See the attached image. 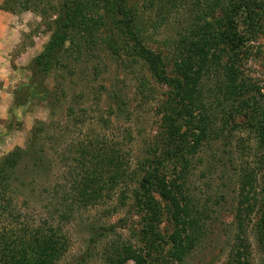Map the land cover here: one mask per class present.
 Wrapping results in <instances>:
<instances>
[{"label":"rangeland","instance_id":"1","mask_svg":"<svg viewBox=\"0 0 264 264\" xmlns=\"http://www.w3.org/2000/svg\"><path fill=\"white\" fill-rule=\"evenodd\" d=\"M131 4L139 6L142 12L140 24L145 32V46L164 56L169 74L175 73L176 61L184 54L180 39L198 38L200 26L219 17L215 8L211 12L207 0H133ZM252 9L253 31L242 22L243 17L238 20L244 46L234 63L236 78L243 84L245 94L233 104L246 101L251 109H246V116L228 119L226 131L232 133L227 139L203 145L187 157L189 167L184 179L179 174L181 167L171 161L164 163L159 172L165 176L159 177L152 190L158 201L164 191L178 201H185L199 216L203 210L209 216L207 220L200 216L206 233L182 264H229L237 251L241 253L242 264H264V252L256 242L254 231L264 210V145L248 127L253 111L264 109V0H254ZM48 25L31 10L23 11L11 3L5 6L4 0H0V160L15 148H25L36 122L48 126L40 141L45 172L37 174L32 188L17 181L11 210L0 209V264H31L28 257L36 246L33 240H39L40 234L47 243L43 246L46 254L39 264H103L109 243L128 242L135 251L142 249L137 235L142 230L143 216L136 206L134 192L139 189L144 173L138 166L147 159L165 161L159 157L161 150L156 147V139L162 131L168 109L166 101L171 92L153 81L144 64L122 48V43L119 44L122 55L118 57V51L117 56L112 55L107 43L101 42L96 45L99 51L92 54L97 58L78 63L70 78H66L64 69L45 78L47 89L57 96L54 104L48 106L34 99L9 117L13 92L28 83L27 67L49 40ZM105 28L108 33L102 28L105 37L97 36L98 43L100 38L118 39L113 27ZM74 57V52L69 50L65 62ZM19 59L24 66L16 74ZM211 70V74L202 78L196 95L201 102L199 110L209 127L208 120L215 115L219 119V96L214 88L219 79L224 80L219 66ZM71 97H76L72 104ZM224 109L231 115L229 107ZM191 123L192 127L199 126L198 120L193 119ZM57 124L58 132H53ZM215 127L219 129V121ZM98 141L120 151L121 159L126 162L123 161L121 169L125 168L126 172L117 188L110 192L106 188L102 190V200L98 203L71 205L68 210L71 217L65 226L62 216L67 211L60 187L70 191L73 182L82 175L74 154L79 147L74 144L89 143L92 148ZM153 166L145 165L142 170ZM246 171L253 173V179L244 185ZM28 181L21 177V182ZM181 185L182 191H177L176 186ZM238 212L246 215L242 222L245 234L240 233L245 242L236 236ZM168 222L163 217L159 225V233L165 240L170 231ZM109 227H113V232L95 244L90 243L91 236Z\"/></svg>","mask_w":264,"mask_h":264},{"label":"trees","instance_id":"2","mask_svg":"<svg viewBox=\"0 0 264 264\" xmlns=\"http://www.w3.org/2000/svg\"><path fill=\"white\" fill-rule=\"evenodd\" d=\"M4 2L5 6H10L11 3L23 11L31 10L48 22L50 30L49 40L42 52L27 67L30 73L28 83L20 85L13 92V102L8 110L9 117L34 99L46 102L48 106L54 104L57 96L49 92L45 78L61 69L65 70L66 78H70L78 63L84 60L90 62L93 58H97L92 57V54L99 51L96 45L101 42L107 43V48L112 55L117 56L118 51V57L122 55L119 45L122 43V48H126L144 64L153 81L170 89L171 97L166 101L168 109L164 113L162 131L156 139V147L161 150L159 157L161 156V159L165 161L155 162L147 159L138 166L144 173L139 189L134 192L136 206L143 216L142 230L137 235L138 244L142 245V249L135 251L128 242L109 243L104 252L103 264H126L128 261H133L135 264L184 263L189 253L201 244L206 233L200 216L205 220L209 216L204 210L199 216L185 201H178L164 191L160 194V201H158L153 197L152 190L159 179L165 176L159 172L163 170L164 163L171 161L181 167L179 174L184 179L189 167L187 157L194 155L203 145L216 143L219 139H227V135L232 133L231 130L226 131L229 125L228 119L246 116V109H251L247 107L246 101L238 104L239 106L236 105L237 109L233 105L241 95L245 94L243 84L236 78L237 67L234 60L244 46V39L238 30V20L243 17L242 22L249 27V31H253L254 0H207L211 12L214 13L215 8L219 17L205 21L200 26L201 34L198 38L180 39L181 46H179L184 54L181 57L179 55L174 66L176 69L174 74L168 73V64L164 62L162 54L145 46V32L140 24L142 12L139 6L131 4L133 0H58L56 3L50 0H4ZM106 26L114 28L113 34L118 39L102 40L100 38L98 43L96 37L104 36L102 28L105 33H108ZM69 50L74 52L75 57L65 62ZM71 62L74 64L72 68H68ZM215 66H219V72H224V80L219 79L218 85L214 88L219 96L220 114L219 119L216 115L210 119L212 123L208 120L211 124L209 127L205 123V116L199 110L201 102L196 95L198 87L202 84V78L211 74L213 72L211 69ZM75 100L76 97H71V104ZM228 107L231 115L225 113L224 108ZM71 112L69 109L70 114ZM211 115L214 116L213 111ZM193 119L199 121L198 127H192ZM218 121L220 127L216 129L215 124ZM47 127L41 122H36L29 133L25 148H15L0 160V209L2 211L11 210V198L16 196L14 186L17 181L19 184H26L28 188H32L37 174L42 175L45 172L46 166L43 165L41 157L44 149L40 141L46 134ZM248 127L264 145V109L262 112L253 111ZM57 129L58 124L53 132H58ZM54 139L56 140V138L52 140ZM74 146L79 147L74 154L77 168L82 175L73 182L70 191L60 187L64 193V210L67 211L62 216L65 226L71 217L68 211L71 205L87 206L98 203V200H102V190L106 188L110 192L117 188L119 180L126 172L125 168L121 169L125 160L121 159L120 151L115 150L113 146L109 147L105 142L101 144L99 141L92 148L89 143L76 142ZM148 164L154 166L143 171L142 168ZM20 175L29 181L21 182ZM243 179L245 185L246 181L250 182L253 179V173L246 171ZM161 185H164L163 181ZM182 188V185L176 186L177 191H182ZM244 198L247 200L246 196ZM245 216L244 212L243 214L238 212L239 234L236 236L238 240H244L243 242H245L242 237L245 230L242 222ZM163 217L169 220L170 225L166 240L159 233V225ZM111 230L113 227L103 228L102 233L91 236L90 243L95 244L103 236L113 232ZM254 231L256 242L264 252V210L260 212ZM43 240V234H40L39 240L34 238L33 243L36 242V246H33L28 257V262L31 264L33 262L39 264L40 260L42 262V257L46 254L43 246L47 243ZM243 242L241 241L242 248L245 246ZM240 256L241 253L237 251L229 264H242Z\"/></svg>","mask_w":264,"mask_h":264},{"label":"crops","instance_id":"3","mask_svg":"<svg viewBox=\"0 0 264 264\" xmlns=\"http://www.w3.org/2000/svg\"><path fill=\"white\" fill-rule=\"evenodd\" d=\"M16 64H17V66H19V68H17V71L16 72H14V70H11V71H13L14 73H18V71H21L23 68H22V66H24V65H22L21 64V61H20V59L19 60H17V62H16ZM13 73V74H14ZM20 73V72H19Z\"/></svg>","mask_w":264,"mask_h":264}]
</instances>
